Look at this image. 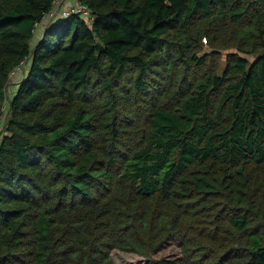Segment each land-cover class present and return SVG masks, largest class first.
<instances>
[{"label": "trees", "instance_id": "trees-1", "mask_svg": "<svg viewBox=\"0 0 264 264\" xmlns=\"http://www.w3.org/2000/svg\"><path fill=\"white\" fill-rule=\"evenodd\" d=\"M54 1L0 0V264H264V0Z\"/></svg>", "mask_w": 264, "mask_h": 264}, {"label": "rangeland", "instance_id": "rangeland-1", "mask_svg": "<svg viewBox=\"0 0 264 264\" xmlns=\"http://www.w3.org/2000/svg\"><path fill=\"white\" fill-rule=\"evenodd\" d=\"M71 3L67 2L66 7H70ZM223 65V61L221 63ZM22 67V66H20ZM22 69V68H21ZM28 65L24 66V72L26 73ZM17 87L15 84L10 83L8 85V97L11 98L15 93ZM179 247L175 241L168 243L164 248L159 250L151 259L142 258L136 254L120 251L118 249H113L111 251V256L115 264H151L154 259L159 257L174 256L179 255Z\"/></svg>", "mask_w": 264, "mask_h": 264}, {"label": "built area", "instance_id": "built-area-1", "mask_svg": "<svg viewBox=\"0 0 264 264\" xmlns=\"http://www.w3.org/2000/svg\"><path fill=\"white\" fill-rule=\"evenodd\" d=\"M77 1L78 0H55L51 16L57 15L60 17H67L71 14H87L88 11L86 7L84 5L80 6L79 3H76ZM67 2L71 3L70 7H66Z\"/></svg>", "mask_w": 264, "mask_h": 264}]
</instances>
